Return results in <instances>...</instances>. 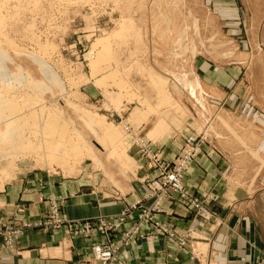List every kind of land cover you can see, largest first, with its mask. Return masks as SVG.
<instances>
[{"label": "rangeland", "instance_id": "1", "mask_svg": "<svg viewBox=\"0 0 264 264\" xmlns=\"http://www.w3.org/2000/svg\"><path fill=\"white\" fill-rule=\"evenodd\" d=\"M198 56L221 77L225 96L208 99L195 73ZM36 58L57 78L45 76ZM232 67H237L236 74L229 72ZM3 70L8 78L0 77V88L15 98L9 110H0V130L12 108L23 112L22 119L11 125L15 139L3 134L0 143L3 177L22 166L29 173L79 181L85 192L100 199L126 192L138 170L137 155L155 179L146 195L151 202L144 206L138 200L141 208L134 223L154 205L156 218L162 203L175 197L196 216L209 217L204 202L183 185L184 174L202 148L212 144V137L219 139L213 145L222 149L237 140L245 155L253 158L249 179L243 174L239 185L253 193L264 238V167L262 179L249 186L251 176L259 172L255 160L264 163L260 155L264 138L259 132L264 137V0H0V73ZM180 75L200 80L205 109L176 86L173 76ZM246 118L258 127L247 134L241 130L248 129L243 124ZM141 125H156L158 130L172 125L174 135H185L181 154L165 161L154 146L134 135L133 129ZM240 135L250 136L251 146ZM191 137L199 146L183 174L182 196L162 186L158 166L133 138L145 142L146 149L172 170ZM158 196L162 199L156 205ZM54 198L61 203V198ZM157 223L173 236L155 230L157 235L186 246L188 234L179 235ZM112 239L116 241L115 235ZM262 257L264 263V253Z\"/></svg>", "mask_w": 264, "mask_h": 264}, {"label": "crops", "instance_id": "2", "mask_svg": "<svg viewBox=\"0 0 264 264\" xmlns=\"http://www.w3.org/2000/svg\"><path fill=\"white\" fill-rule=\"evenodd\" d=\"M199 56L194 61L195 73L206 88L208 99L217 100L224 95L221 77ZM236 68H230L229 72L236 74ZM253 123L252 119L246 118L243 124L248 125V129L241 127V130L247 134L253 127L258 128ZM141 126L133 129L134 135L154 146L165 161L172 162L181 154L185 135H174L172 125L161 130L156 125ZM259 127L262 130L261 124ZM259 132L264 138L262 131ZM241 137L250 145V136ZM210 140L212 144L202 148L185 172L183 185L204 202L211 215L196 216L194 210L177 197L165 200L156 219L179 235L188 234L186 246L180 248L166 236L151 231L121 249L115 264H264V238L253 209V193L239 185L242 175L246 176L253 168L252 157L245 155L237 140L224 149L213 145L219 143L216 136ZM239 155L243 156L236 157ZM260 155L264 157L263 153ZM134 158L139 164L138 170L126 192L103 195L100 199L93 192H85V185L79 181L62 180L50 173H29L22 166L8 173L9 177L0 175V225L38 222L48 213V198L59 197L62 199L60 216L65 222L72 223L74 229L72 233H67L64 227L25 229L11 247H7L0 236V264H100L93 257L92 247L104 243V239L96 232L89 236L81 234L74 224L117 217L138 200H142L144 206L150 204L146 195L155 173L137 155ZM255 162L259 172L251 176L250 187L255 179L261 178L260 171L264 167V163ZM140 167L143 171H139ZM138 214V210L131 214L122 231L136 222ZM119 236L120 232L115 236L116 240Z\"/></svg>", "mask_w": 264, "mask_h": 264}, {"label": "built area", "instance_id": "3", "mask_svg": "<svg viewBox=\"0 0 264 264\" xmlns=\"http://www.w3.org/2000/svg\"><path fill=\"white\" fill-rule=\"evenodd\" d=\"M124 130L128 132V128L125 126ZM136 144L140 145V151L149 157L150 161H153L154 167L158 166L160 171V176H163L162 186L172 189V191L180 192L182 196H185L182 187V177L185 170L188 168L190 163L196 156L197 138H188L186 141L187 149H184L182 155L175 161L174 168L169 170L164 163L158 159L151 149H146V144L138 138H133ZM197 143V144H196ZM166 191L164 190L163 193ZM162 197H156L154 203L159 204ZM59 200L52 197L48 204V213L38 222L28 223L24 222L17 226L11 225H0V236H2L3 242L7 247H11L16 237H18L23 230L36 228V227H46L52 230H57L61 227L65 228L67 233L74 232L72 228V223L65 222L59 213ZM195 203L197 201H194ZM141 208L140 201L132 203L128 208L123 209L117 217L106 219L99 218L95 223H82L74 224V228L81 234L89 236L92 232H96L99 236L104 239V243L94 245L92 247V254L96 261L100 264H115L118 262V254L121 249L126 248L129 244L138 238L144 237L145 234L151 233V231L164 232L170 237L173 233H170L167 229L162 228L154 217V211L157 209L154 207L141 210V215L139 216V221L132 224L128 229L122 231V226L126 223L130 215ZM200 211L204 212L200 207ZM120 232V236L116 241H114L113 235H117ZM184 242H179V246H184Z\"/></svg>", "mask_w": 264, "mask_h": 264}, {"label": "bare ground", "instance_id": "4", "mask_svg": "<svg viewBox=\"0 0 264 264\" xmlns=\"http://www.w3.org/2000/svg\"><path fill=\"white\" fill-rule=\"evenodd\" d=\"M162 16V15H161ZM194 19V18H193ZM166 20H168V19H166ZM165 20V21H166ZM171 23V22H170ZM168 24V23H167ZM166 24V25H167ZM168 25H171V24H168ZM195 26V25H194ZM169 29V28H168ZM196 29H198V28H196ZM195 31V30H194ZM172 33V32H171ZM187 33V32H186ZM168 34V33H167ZM183 34H185V33H183ZM182 34V35H183ZM196 34V33H195ZM170 35V34H169ZM180 36V35H179ZM186 36V35H185ZM158 37V36H157ZM182 37H184V35L182 36ZM187 37V36H186ZM180 38V37H179ZM197 38V37H196ZM171 39H173V38H171ZM180 41H182V40H180ZM184 41V40H183ZM176 42V41H175ZM180 42H178V44H179ZM171 46H173V45H171ZM176 46H177V44H176ZM180 46V45H179ZM193 49V48H192ZM181 51H183V50H181ZM180 51V52H181ZM173 52V51H172ZM177 52V51H176ZM171 53V52H170ZM159 54V53H158ZM173 54H175V53H173ZM172 54V55H173ZM187 54V53H186ZM185 54V55H186ZM192 54V53H191ZM160 55V54H159ZM179 55V54H178ZM177 55V56H178ZM177 58V57H176ZM180 58V57H179ZM186 58V57H185ZM182 59V58H181ZM173 60V59H172ZM36 63H38L39 64V67H41L42 66V68L44 67V69H45V76L47 75V76H50V78H54L55 79V77H56V75H55V77L52 75V73H51V68L44 62V61H42L41 59H35L34 60ZM33 61V62H34ZM181 62H182V60H181ZM175 63V62H174ZM41 65V66H40ZM39 69H41V68H39ZM43 70V69H42ZM179 70V69H178ZM170 71H172V70H170ZM177 72V71H176ZM167 73V72H166ZM174 73V72H173ZM180 73V72H179ZM43 74V73H42ZM181 76V75H180ZM191 76V75H190ZM0 77H3V78H5V77H7L8 78V75L6 76V73L4 72V70H3V72H1L0 73ZM174 77V79H175V82H176V86L179 88H181V92H186V94H187V96L191 99V100H194L195 101V104L197 105V106H199V107H201V108H203V109H205V106H204V103H205V101H204V98H203V87H202V84H201V82H200V80L197 78V79H195V80H193V81H189L188 79H186V77L185 76H181V77H176V76H173ZM49 78V79H50ZM57 78V77H56ZM9 82V81H8ZM175 88V87H174ZM179 88V89H180ZM184 89V90H183ZM15 96V95H14ZM15 98V97H14ZM13 97L12 98H9L8 97V90L6 91L4 88L2 89V88H0V110H3L2 108H7L8 110H9V107H11L13 104L11 103V101H13L12 99H14ZM14 102V101H13ZM11 103V104H10ZM9 105H11V106H9ZM9 106V107H8ZM16 106V105H15ZM14 107V106H13ZM15 108V107H14ZM201 108L199 109V110H201ZM17 109V108H16ZM5 111H7V110H5ZM11 111V110H10ZM1 112H3V111H1ZM4 113V112H3ZM201 115H203V113L201 112L200 113ZM206 115V114H205ZM3 116H5V115H3ZM2 115H1V117H3ZM8 116V118H7V120H5V125H4V127H3V129L2 130H0V143H4L3 142V134L4 135H9L10 134V137L12 138V137H14V135L12 134V133H14L15 131H14V129L12 130V127L13 126H11V125H13V124H15V123H18L19 121L18 120H20V119H22V117H23V112L22 111H20L19 109H17V111L16 110H14L13 111V108H12V113L10 114V116L9 115H7ZM3 118H5V117H3ZM1 121V120H0ZM18 121V122H17ZM2 122V121H1ZM17 125V124H16ZM19 130V129H18ZM14 131V132H13ZM21 131V130H20ZM13 135V136H12ZM16 136V135H15ZM221 136V135H220ZM9 137V136H8ZM10 138V139H11ZM13 139V138H12ZM14 139H15V137H14ZM4 141H6L5 139H4ZM1 145V144H0Z\"/></svg>", "mask_w": 264, "mask_h": 264}]
</instances>
